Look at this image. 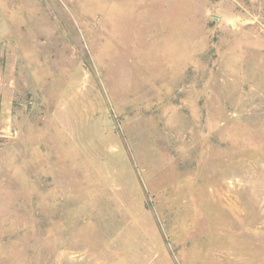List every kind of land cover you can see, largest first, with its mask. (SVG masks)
<instances>
[{"label":"rangeland","instance_id":"obj_1","mask_svg":"<svg viewBox=\"0 0 264 264\" xmlns=\"http://www.w3.org/2000/svg\"><path fill=\"white\" fill-rule=\"evenodd\" d=\"M0 264H264V0H0Z\"/></svg>","mask_w":264,"mask_h":264}]
</instances>
